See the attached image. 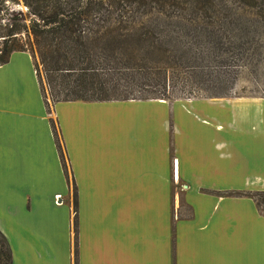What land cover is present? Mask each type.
I'll use <instances>...</instances> for the list:
<instances>
[{"label": "crops", "instance_id": "obj_1", "mask_svg": "<svg viewBox=\"0 0 264 264\" xmlns=\"http://www.w3.org/2000/svg\"><path fill=\"white\" fill-rule=\"evenodd\" d=\"M251 102L56 101L46 112L29 55L10 52L0 64L8 264H264V215L248 196L264 190V112Z\"/></svg>", "mask_w": 264, "mask_h": 264}, {"label": "trees", "instance_id": "obj_2", "mask_svg": "<svg viewBox=\"0 0 264 264\" xmlns=\"http://www.w3.org/2000/svg\"><path fill=\"white\" fill-rule=\"evenodd\" d=\"M236 2L0 0V64L10 52L29 55L46 112L56 101L227 97L243 68L257 70L264 98V0ZM248 196L264 215V190ZM8 259L0 236V264Z\"/></svg>", "mask_w": 264, "mask_h": 264}, {"label": "rangeland", "instance_id": "obj_3", "mask_svg": "<svg viewBox=\"0 0 264 264\" xmlns=\"http://www.w3.org/2000/svg\"><path fill=\"white\" fill-rule=\"evenodd\" d=\"M220 3L223 4L227 9L230 10H236L237 9V2L236 0H218ZM258 2L260 0H257ZM6 7L11 10H19L20 12H24V8L20 4H6ZM264 8V6H263ZM262 32L264 33V28L262 29ZM264 37V36H263ZM260 78L257 75V70L253 69H238L237 70V76L236 80L230 90V93L227 97H221V98H203L201 96L200 92H193L189 96L185 97L186 94L184 92H177L176 95L178 98L183 100H194V99H201L204 103L207 105L212 103H219V102H228V103H236L239 101H252L251 103L254 105L255 111H263L264 112V98H261L259 96L260 89H261V83ZM247 99V100H245ZM155 100V99H154ZM179 100V99H178ZM162 105H167L168 103L172 102L173 100H162ZM176 101V100H175ZM141 108L145 111L149 112H155L159 109V107L152 105V104H142ZM208 112H212L215 110V106H205V109ZM61 156V154H60ZM62 160V156H61ZM63 163V160H62ZM64 167V164H63ZM65 169V168H64ZM181 206V204H180ZM258 209H263V206L261 204H257ZM181 215H186V211L183 208L181 210Z\"/></svg>", "mask_w": 264, "mask_h": 264}, {"label": "built area", "instance_id": "obj_4", "mask_svg": "<svg viewBox=\"0 0 264 264\" xmlns=\"http://www.w3.org/2000/svg\"><path fill=\"white\" fill-rule=\"evenodd\" d=\"M56 199V198H55Z\"/></svg>", "mask_w": 264, "mask_h": 264}]
</instances>
